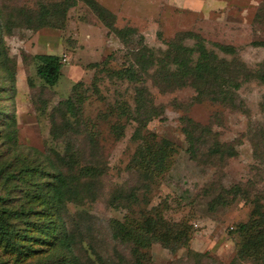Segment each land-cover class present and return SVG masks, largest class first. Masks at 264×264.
Listing matches in <instances>:
<instances>
[{
	"label": "rangeland",
	"instance_id": "1",
	"mask_svg": "<svg viewBox=\"0 0 264 264\" xmlns=\"http://www.w3.org/2000/svg\"><path fill=\"white\" fill-rule=\"evenodd\" d=\"M58 1L62 0H0V41L7 54L0 56V110L4 111L0 159L15 156L10 146L1 144L9 122L17 133L20 153L35 161L55 160L57 153L63 154L68 139L53 136V128L65 120L57 108L80 90L86 97L83 122L97 133L99 144L96 157L88 158L104 169L95 193L83 204L67 206L70 225L76 233L82 230L75 252L83 264H137L131 245L115 237L114 224L141 213L185 222L192 228L189 242L176 251L153 244L143 264H264V256L257 260L238 255L243 239L240 226L261 219L264 213V160L256 144L264 141V82L243 80L248 71L264 64V45H260L264 0H96L114 13L118 28L137 29L158 53L179 34L195 32L220 58L238 60L229 70L241 85L233 88V99L227 102L199 100L193 87L165 91L147 77L150 100L144 117L154 116L145 127L119 115L121 104L135 110L138 85L109 71L127 67L131 58L122 40L89 4L78 0L64 24L38 27L44 7ZM195 41L189 37L185 43L192 46ZM220 43L234 46L235 53L223 52ZM38 54L62 58L56 85L46 84L38 75ZM189 119L200 127L196 153L190 150L185 132ZM117 122L124 126L120 135L112 129ZM139 126L145 134L155 133L156 140L171 141L173 148L166 169L151 180L133 162ZM203 129L208 131L201 139ZM60 133L61 137L67 134ZM84 135L69 141L85 162L84 151L89 154L91 149ZM80 164L75 166L77 172ZM119 194L124 197L120 202L113 198ZM132 194H137L138 202L129 200ZM21 202H9V208ZM81 214L90 221H83ZM21 223L24 227L25 222ZM36 249L35 257L17 259L16 252L0 247V264H35L54 250L51 245Z\"/></svg>",
	"mask_w": 264,
	"mask_h": 264
},
{
	"label": "trees",
	"instance_id": "2",
	"mask_svg": "<svg viewBox=\"0 0 264 264\" xmlns=\"http://www.w3.org/2000/svg\"><path fill=\"white\" fill-rule=\"evenodd\" d=\"M83 1L91 6L128 48L130 64L118 71H109L112 76L138 85L135 110L131 112L127 103L121 104L120 116L138 120L142 127H145L147 121L154 116L144 117L150 100V90L146 85L147 77L152 78L154 86L165 91L193 87L199 100L210 98L218 102H227L233 99V88L238 89L241 82L237 79L236 73L229 68L238 60L220 58L215 51L208 49L200 34L195 32L179 34L169 42L167 49L158 53L145 43L144 36L139 34L137 29L118 28L115 25L114 13L98 1ZM77 3L78 0H62L45 6L40 14L38 27L64 24L68 10ZM189 37L196 40L192 46L185 43ZM260 45H264V42ZM219 47L223 52L230 54H234L236 50L234 46L223 43H220ZM0 56L7 57L3 40L0 41ZM36 58L39 60L38 75L46 84L56 85L62 74V58L52 54H38ZM243 69L245 70L244 66ZM248 77L264 82V64L258 70L248 71L243 80H247ZM85 99L80 90H75L74 94L57 108L65 120L61 127L53 128V136L56 140L63 138L68 141L65 144V152L57 153L55 160L49 158L35 161L28 154L20 153L17 133L10 122L4 130L1 144L10 146L12 151L9 152H14L15 156L13 159L9 157L0 159V187L3 189V192H0V247L13 254L16 252L17 259H22V255L35 257L38 246L51 245L54 250L49 251L35 264H83L75 252L82 230L76 233V229L70 225L67 206L70 202L83 204L87 196L95 193L96 184L104 174L103 167L89 161L88 158L96 157L99 144L95 138L97 133L83 122ZM3 114L2 109L0 116ZM188 121L185 132L190 141V150L196 153L200 150L198 148L200 127L197 122L190 119ZM112 129L120 135L124 126L117 122ZM61 131L67 134L64 133L61 137ZM207 131L208 129L201 130L199 137L202 139ZM82 134H85L84 138L91 149L89 154L84 151L85 162L81 159V151L75 150V145L69 141V137ZM134 136L138 138L139 144L133 162L139 166L145 178L151 180L157 171L162 172L166 169L167 160L173 151L171 141L164 138L156 140L155 133L145 134L140 126ZM256 144L257 153L264 160V141L259 140ZM79 163L81 167L77 172L75 166ZM238 190L240 189H235L236 192ZM113 198L120 202L124 197L119 194ZM129 198L131 201L135 200L134 202L139 200L137 194L129 195ZM20 200L24 202L19 203L17 207L9 208V202ZM80 217L83 221H90L84 214ZM21 220L25 222L24 227ZM79 224L80 222L77 226ZM114 229L115 237L131 245L137 264H143L147 256L146 250L155 243H162L176 251L189 242L192 230L185 222H171L163 216L146 213L129 217L125 221L116 220ZM239 231L243 234V239L238 255L241 258L257 260L263 258L261 256H264V213H261V219H252L242 224Z\"/></svg>",
	"mask_w": 264,
	"mask_h": 264
}]
</instances>
